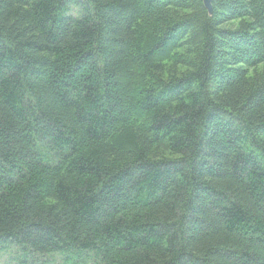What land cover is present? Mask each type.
<instances>
[{
    "label": "trees",
    "instance_id": "trees-1",
    "mask_svg": "<svg viewBox=\"0 0 264 264\" xmlns=\"http://www.w3.org/2000/svg\"><path fill=\"white\" fill-rule=\"evenodd\" d=\"M0 264H264V0H0Z\"/></svg>",
    "mask_w": 264,
    "mask_h": 264
},
{
    "label": "water",
    "instance_id": "water-1",
    "mask_svg": "<svg viewBox=\"0 0 264 264\" xmlns=\"http://www.w3.org/2000/svg\"><path fill=\"white\" fill-rule=\"evenodd\" d=\"M204 8L211 14V0H202Z\"/></svg>",
    "mask_w": 264,
    "mask_h": 264
}]
</instances>
